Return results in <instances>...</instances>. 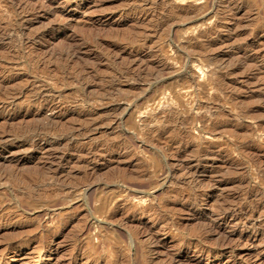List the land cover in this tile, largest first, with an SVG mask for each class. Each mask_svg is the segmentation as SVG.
Masks as SVG:
<instances>
[{
    "label": "rangeland",
    "instance_id": "1",
    "mask_svg": "<svg viewBox=\"0 0 264 264\" xmlns=\"http://www.w3.org/2000/svg\"><path fill=\"white\" fill-rule=\"evenodd\" d=\"M0 264H264V0H0Z\"/></svg>",
    "mask_w": 264,
    "mask_h": 264
},
{
    "label": "bare ground",
    "instance_id": "2",
    "mask_svg": "<svg viewBox=\"0 0 264 264\" xmlns=\"http://www.w3.org/2000/svg\"><path fill=\"white\" fill-rule=\"evenodd\" d=\"M229 208V207H228ZM227 209V208H226ZM233 211V210H232ZM222 212H223V210H222ZM241 218V217H240ZM238 220V219H237ZM213 227V226H212ZM182 245V244H181ZM203 246V245H202ZM227 247V246H226ZM223 248V247H222ZM204 250V249H203ZM201 252V251H200ZM224 252V250H221L220 252H218V253H216V254H213L212 256L213 257H216V256H221L222 255V253Z\"/></svg>",
    "mask_w": 264,
    "mask_h": 264
}]
</instances>
